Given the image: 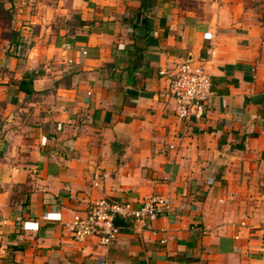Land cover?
Instances as JSON below:
<instances>
[{
	"label": "crops",
	"instance_id": "crops-1",
	"mask_svg": "<svg viewBox=\"0 0 264 264\" xmlns=\"http://www.w3.org/2000/svg\"><path fill=\"white\" fill-rule=\"evenodd\" d=\"M183 61L212 90L185 122ZM152 194L170 210L108 245L64 227ZM102 260L264 264V0H0V264Z\"/></svg>",
	"mask_w": 264,
	"mask_h": 264
},
{
	"label": "built area",
	"instance_id": "built-area-1",
	"mask_svg": "<svg viewBox=\"0 0 264 264\" xmlns=\"http://www.w3.org/2000/svg\"><path fill=\"white\" fill-rule=\"evenodd\" d=\"M81 53L85 51L81 49ZM169 92L174 99L173 114L185 122L191 116L197 117L210 113L208 101L212 94L210 76L205 61L193 64L181 62L171 73ZM172 147V145H169ZM171 201L167 196L152 194L145 198L141 205L134 207L129 201H112L99 198L90 202L82 214L74 213L64 223L65 229L74 241H82L87 237H95L102 245H108L122 227L113 223L120 218L124 223H146L170 210ZM156 235L155 229H150ZM164 243V238H159ZM98 264H107L104 260Z\"/></svg>",
	"mask_w": 264,
	"mask_h": 264
},
{
	"label": "water",
	"instance_id": "water-1",
	"mask_svg": "<svg viewBox=\"0 0 264 264\" xmlns=\"http://www.w3.org/2000/svg\"><path fill=\"white\" fill-rule=\"evenodd\" d=\"M125 91H126L127 93H129V94H132V93H133V94H136V91L133 90V89H131V88H125ZM113 223H114L115 225L120 226V227H126V226H127V224L124 223L120 218H114Z\"/></svg>",
	"mask_w": 264,
	"mask_h": 264
}]
</instances>
